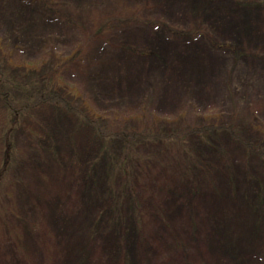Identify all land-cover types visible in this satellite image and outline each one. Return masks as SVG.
Here are the masks:
<instances>
[{
	"label": "rangeland",
	"instance_id": "obj_1",
	"mask_svg": "<svg viewBox=\"0 0 264 264\" xmlns=\"http://www.w3.org/2000/svg\"><path fill=\"white\" fill-rule=\"evenodd\" d=\"M257 1L46 0L43 5L0 0V91L14 92L20 102L24 90L35 89L38 75L59 70L60 81L111 127L123 120L136 127L173 121L184 112L230 121L239 111L264 129V6ZM29 108L23 122L13 126L0 104V160L6 142L14 157L28 158L24 165L16 159L13 171L30 193L19 191L14 198L28 225L22 234L25 255L19 256L14 239L0 236V264H111L112 237L85 241L92 205L80 200L77 208L62 175L50 172L41 153L28 150V138L35 134L29 136L26 129L45 135L51 117L44 108ZM62 127L60 133L42 136L45 148L80 152L86 135L74 137L78 146L68 138L72 127ZM241 152L234 151L236 160ZM153 177L150 185L182 246L164 229L156 230L159 245L150 252L152 264H264V227L249 226L242 206L203 190L190 206L179 201L178 192L160 188L164 179ZM139 200L143 208L152 204L142 190ZM41 229L51 238L42 241ZM130 250L137 259V249Z\"/></svg>",
	"mask_w": 264,
	"mask_h": 264
},
{
	"label": "trees",
	"instance_id": "obj_2",
	"mask_svg": "<svg viewBox=\"0 0 264 264\" xmlns=\"http://www.w3.org/2000/svg\"><path fill=\"white\" fill-rule=\"evenodd\" d=\"M33 1L46 3V0ZM236 2L241 5L253 0ZM257 2L264 6V0ZM168 32L183 37L182 32ZM77 56L75 53L69 61ZM2 70L0 67V75ZM59 75V70L38 75L35 87L32 86L35 89L24 90L26 98L20 102L14 92L0 91V104L13 126L19 120L23 122L32 104L51 114L43 128L45 135L26 129L29 136L35 134L28 138V150L41 153L51 164L49 171L62 175L66 189L76 198L77 208L81 206L80 200L92 205L85 241L95 244L100 235L112 237L116 254L111 264H152L150 252L159 245L154 233L161 228L176 245L182 246V238L150 185L156 179L153 174L165 180L161 189L178 192L181 203L191 206L195 194L201 190L215 199L226 196L250 216H243L247 217L249 226L264 227V129L254 121L247 122L239 111H235L230 121L197 116L195 112L190 117V113L184 112L173 121L153 120L149 125L136 127L123 120L122 124L111 127L72 88L64 85ZM66 126L72 127L68 138L78 146L74 137L80 133L86 135L87 143L82 149L79 147L80 152L70 148L63 154L46 149L42 136L60 133L61 127L65 130ZM10 146L9 142L4 144L0 160V236L2 240L14 239L15 250L23 257L22 234L27 232L28 225L14 198L17 199L19 191L30 193L16 179L13 164L16 159L22 165L27 164L28 158L23 160V154L21 159L14 157ZM237 150L242 151L239 160L233 154ZM141 190L152 199L146 208L140 204ZM190 216L196 219L194 211ZM247 224L243 225L244 229ZM39 233L42 241L44 237L51 238L44 229ZM131 246L138 251L137 259L132 256ZM103 250L106 251L104 247Z\"/></svg>",
	"mask_w": 264,
	"mask_h": 264
}]
</instances>
